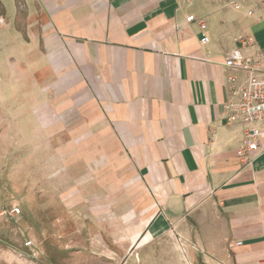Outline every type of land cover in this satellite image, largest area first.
I'll return each mask as SVG.
<instances>
[{"label": "crops", "instance_id": "obj_1", "mask_svg": "<svg viewBox=\"0 0 264 264\" xmlns=\"http://www.w3.org/2000/svg\"><path fill=\"white\" fill-rule=\"evenodd\" d=\"M0 13L23 29L4 63L48 89L36 119L64 175L98 163L92 190L128 210L131 249L167 239L187 264H264V140L244 162L223 115L236 38L264 51L257 0H0Z\"/></svg>", "mask_w": 264, "mask_h": 264}, {"label": "rangeland", "instance_id": "obj_2", "mask_svg": "<svg viewBox=\"0 0 264 264\" xmlns=\"http://www.w3.org/2000/svg\"><path fill=\"white\" fill-rule=\"evenodd\" d=\"M0 21V264H187L167 239L130 248L137 227L128 210L97 202L92 190L98 163H68L72 177L64 175L36 119L48 89L31 67L3 60L7 40L16 47L18 28L23 34L21 21L8 31Z\"/></svg>", "mask_w": 264, "mask_h": 264}, {"label": "built area", "instance_id": "obj_3", "mask_svg": "<svg viewBox=\"0 0 264 264\" xmlns=\"http://www.w3.org/2000/svg\"><path fill=\"white\" fill-rule=\"evenodd\" d=\"M257 3L264 13V0H257ZM186 21L196 22L200 28H204L202 18L189 15ZM208 40L207 36H203L201 42L206 43ZM236 40L240 47L228 52L223 61L228 93L223 104V115L226 123H238L241 126L239 152L244 162L249 163L257 155L264 140V51L256 49L244 54L242 49H251L252 41L242 36ZM14 211L17 212V209ZM235 244L240 245L241 241Z\"/></svg>", "mask_w": 264, "mask_h": 264}]
</instances>
